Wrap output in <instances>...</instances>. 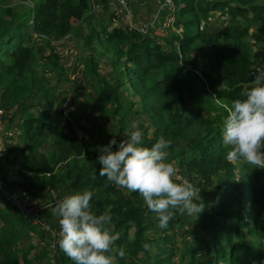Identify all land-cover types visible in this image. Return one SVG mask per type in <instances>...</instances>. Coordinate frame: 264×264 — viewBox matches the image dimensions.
<instances>
[{
    "label": "trees",
    "instance_id": "1",
    "mask_svg": "<svg viewBox=\"0 0 264 264\" xmlns=\"http://www.w3.org/2000/svg\"><path fill=\"white\" fill-rule=\"evenodd\" d=\"M25 1L0 0L1 117L30 90L42 91L45 101L37 113L28 112L30 108L24 106L17 123L24 142H11L0 155V182L7 189L13 188L32 198L44 190H56L59 193L53 191L54 196L62 198L83 190L92 191V211L99 215L110 210L109 230L120 236L108 253L116 257V264H169L175 255L173 234L178 233L176 228L183 223L182 214L176 212L168 227L162 229L157 214L142 204L139 193H123L122 188L106 184L107 177L100 175L99 155L87 163L72 162L86 153L87 141L77 136L79 127L70 117L64 116L54 123V140L48 154L38 156L35 152L45 140L44 130L52 122L49 101L54 94L47 84L48 76L64 70L51 41L68 32L74 34L85 22L90 26L86 45L98 40L119 68L115 83L102 81L101 99L115 100L120 85L127 84L139 96L154 124L144 146L150 147L160 137L171 141L166 150L168 162L173 160L180 166L189 183L199 189L201 199L194 202L205 206L197 219L199 228L206 232L202 239L208 264H264V169L248 165L242 159L228 162L225 159L228 148L219 128L224 120L221 112L227 116L225 105L220 103L231 105L242 99L245 86L252 83L254 66H259L260 61L264 65V0H175V25L180 33L158 28L142 33L112 22L116 0H37L25 6L27 17H17L16 8ZM95 3L98 9L94 8ZM217 11L225 15V20L216 23L210 19L216 17ZM28 37L32 42L35 37L46 41L48 53L37 57L35 45ZM194 50L199 52L193 53ZM83 62L84 74L86 65L91 68L95 60L90 55ZM25 89L28 90L24 92ZM206 106L219 112L205 114ZM67 162L70 169L60 174L59 165ZM6 167L20 179L5 177ZM210 196L218 202L213 203ZM1 200L0 196V204ZM3 204L0 264H52V258L56 264H74L59 250V224L44 216V220L37 222L56 228L57 235H52V243L48 239V247L43 246L29 256L33 244L20 247L19 239L38 231L35 222L9 202ZM246 217L251 219L250 224ZM156 228L158 233L154 231ZM150 230L152 234H147ZM40 232L41 237L48 235V231ZM121 247L125 251L123 258L118 255Z\"/></svg>",
    "mask_w": 264,
    "mask_h": 264
},
{
    "label": "clouds",
    "instance_id": "2",
    "mask_svg": "<svg viewBox=\"0 0 264 264\" xmlns=\"http://www.w3.org/2000/svg\"><path fill=\"white\" fill-rule=\"evenodd\" d=\"M164 13L157 14L162 18ZM218 14L221 13L217 11ZM224 18L222 14L219 20ZM175 28L172 29L180 33L178 26ZM242 96L225 106L227 116L221 133L228 148L225 159L230 163L242 159L248 165L264 169V65L254 66L252 83L245 86ZM140 123V118L132 122L135 130L127 139L118 142L114 137L100 148V175L107 177L106 184L139 193L146 207L157 214L158 226L162 229L168 227L176 212L199 216L205 208L204 203L194 202L197 197L201 199L199 189L187 181L177 182V169L167 160L166 150L171 141L160 137L150 147L144 146ZM93 195L90 190L76 192L51 208L50 214L57 219L60 229L58 247L74 264H116V257L108 253L120 236L109 230L110 210L99 215L92 211ZM118 255L125 256L123 247Z\"/></svg>",
    "mask_w": 264,
    "mask_h": 264
},
{
    "label": "rangeland",
    "instance_id": "3",
    "mask_svg": "<svg viewBox=\"0 0 264 264\" xmlns=\"http://www.w3.org/2000/svg\"><path fill=\"white\" fill-rule=\"evenodd\" d=\"M10 2H14V0H9ZM37 0H26L25 2L19 3L16 8V12L18 13L17 17L24 18L28 16V11L25 9V6H30L32 3ZM130 2L132 0H129ZM143 4L146 8L149 6L147 2L144 0H134V2H128V10L130 15L133 18H138L139 15L136 12L135 5H139V2ZM97 3L94 4V6ZM95 9L99 8V5L94 7ZM103 14V11H101ZM104 12H106L104 10ZM217 14V13H216ZM222 17V14L216 15L215 18L210 17L211 20L218 23L219 17ZM138 20H144L143 18H139ZM73 23H76V20H73ZM97 28L100 30L101 25L96 24ZM29 32V28H26ZM90 29L89 24L83 23L73 34L71 33V37L69 40L65 41V36H62L58 39H52V43L55 46L56 53L59 56L60 64L63 66L64 70L56 71V73L49 74V78L47 79V84L51 86V92L54 94V99L49 101L50 104V116L52 118V122L47 126L44 130L43 135L45 136V140H43V145L36 147V153L44 149L40 155L48 154L51 150V146L54 140L55 127L54 123L58 121L60 118L64 116L70 117L76 127H79L77 130V136L85 139L87 141L86 145V153L79 156L77 159H74L72 162L80 161L81 163L92 160L95 156L99 155V150L102 146L109 144V142L115 137L117 141L125 140L129 137L130 133L135 129L132 128V122L141 119L140 130L144 134V142L147 143L148 137L151 136L152 131L154 129V124L152 122L151 115L143 109V104L139 101V96L131 90V88L127 84H122L119 87L118 95L115 100L103 101L101 98L103 97V89L102 85L105 79L110 83H115L119 76V68L115 65L112 55L109 51H104L101 47L100 42L94 41L92 45H86V35ZM26 34H28L26 32ZM31 34V32H30ZM29 36V35H28ZM30 39V37H28ZM36 38V37H35ZM33 40L30 39L35 46V55L41 56L45 55L49 51L48 45H46V41H43L42 38H37ZM73 53L74 59L71 65H69V58H62L61 54L64 49ZM261 49V48H259ZM258 49V50H259ZM198 50H194L193 53H198ZM90 55L93 56L95 63L91 68L87 67L86 71L83 74V67L86 58ZM40 61H43L41 58ZM263 61L259 62V65H262ZM85 70V69H84ZM50 72V71H49ZM105 80V81H106ZM28 90L25 89L24 92ZM1 95V91H0ZM44 95L42 91H32L24 96L20 102H17L13 105V108L7 109L4 111L3 116L1 117V108H0V155H3L7 148L11 145L13 141L14 134H16L15 130L17 128V123L20 120V116L23 114L22 110L24 106L26 108H30L31 111L37 113L39 109L44 105ZM218 102V101H216ZM219 103V102H218ZM208 104V103H207ZM221 105H225V103H220ZM219 110L212 109L209 106L205 108V114L208 115H216ZM224 112H221V118L225 120L223 116ZM13 117L11 121H9V117ZM223 120V122H224ZM223 123L219 126L222 131ZM17 131V130H16ZM21 133V132H20ZM16 137L19 138L18 134ZM23 140V139H22ZM14 142V141H13ZM24 142V141H23ZM114 146V150H115ZM72 160V159H71ZM70 160L69 165L72 163ZM169 162L173 163V165L177 169L176 180L177 182H184L189 178L186 176L185 172L180 166H177L173 160ZM67 163H63L59 166V173L65 174L66 170H69L70 167ZM5 176L13 180L20 179L19 177L12 175L10 173V167H6L3 171ZM62 171V173H61ZM57 173V172H56ZM188 178V179H187ZM11 190H15L11 188ZM122 190V189H121ZM17 191V190H16ZM18 192V191H17ZM123 193H128L127 190L123 189ZM27 198H30L31 195H27L23 193ZM199 198V197H197ZM213 203H217L218 199L215 197H209ZM142 204L144 200L140 197ZM36 201V200H31ZM0 205H4L1 200ZM234 206V205H233ZM14 209V208H13ZM11 211H13L11 209ZM244 216H247L245 212H242ZM183 223L177 226L178 233L173 234V238L176 241V253L171 258L169 264H208V257L204 256L207 252L205 247L203 235H205V231L199 228V221L197 219V215H187L182 214ZM247 218V222L250 224L251 219ZM23 219V218H22ZM150 221V219H149ZM151 221H153L151 219ZM23 223L26 224L25 220ZM2 224V220L0 219V225ZM27 225V224H26ZM36 229L40 232L48 231L47 236H40L38 231H32L30 237H23L21 235L19 239V246L27 248L28 244H33V247L29 248L31 256L36 253L40 248L48 247L46 243H48V239L50 238V242H53L52 232L56 228H50L44 222H35ZM28 227L31 226L29 223ZM153 230L146 231L147 234H152ZM155 232H159V228L154 230ZM59 232V229L58 231ZM57 235V233H56ZM199 236H201L199 238ZM57 239V237H55ZM184 239H187L188 242H185ZM48 241V242H47ZM224 242V240H222ZM50 243V244H51ZM227 242H225L226 244ZM167 250L170 249L169 245L165 246ZM140 252L139 254H141ZM152 253V252H151Z\"/></svg>",
    "mask_w": 264,
    "mask_h": 264
},
{
    "label": "built area",
    "instance_id": "4",
    "mask_svg": "<svg viewBox=\"0 0 264 264\" xmlns=\"http://www.w3.org/2000/svg\"><path fill=\"white\" fill-rule=\"evenodd\" d=\"M116 1V9H114L116 15L112 16V22L116 24L126 25L129 29L138 30L142 33H151L154 31L155 28H159L161 30H168L172 28L176 29L175 4L173 0H157V11H164L165 13L162 18H160L157 14L158 12H156V14L148 20H137L130 15V12L128 10V2H130L129 0ZM64 36L65 41H67L69 40V37H71V33L68 32ZM64 57L69 58L68 63L69 65H71L74 59V52L71 53L65 48L61 54V59ZM78 129L79 128H76V130ZM1 148L2 147L0 146V149ZM0 196L3 202H9L10 204H12L18 212L27 217L29 220L37 222V220L43 219L42 214L44 210V203L39 198H27L25 195L20 192H17L16 190L12 191L11 189H7L2 182H0ZM53 199L55 204L63 198L54 196ZM54 233H56V231H53L52 235ZM50 261L52 262V264H56V261L53 258Z\"/></svg>",
    "mask_w": 264,
    "mask_h": 264
},
{
    "label": "crops",
    "instance_id": "5",
    "mask_svg": "<svg viewBox=\"0 0 264 264\" xmlns=\"http://www.w3.org/2000/svg\"><path fill=\"white\" fill-rule=\"evenodd\" d=\"M147 5L149 6L148 8H146L143 4L135 5V8H136L135 13H137L139 15V17L143 18L144 20L150 19L155 14V12H158V11H156L157 0H148ZM139 17L137 19H139ZM16 130H15V132H16V134H18L19 138L16 137V134H14L13 141H18L19 143H23L21 133H20L18 126H17ZM42 145H43V143H42ZM42 151H44V149H41V151L38 152V156L40 155V153ZM5 177H7L8 179H11L8 176H5ZM11 180H13V179H11ZM53 191H56V190H50V191L44 190L43 192H39V194H37V195L33 192H31V193H32V195L39 196V198L43 200V202H44V211H43L44 218L48 219L49 221L54 222L55 224H57L58 223L57 219L55 217L51 216V214H50L51 208L55 206L54 201H53L55 193ZM56 192L59 193L58 191H56ZM50 194H52V195H50Z\"/></svg>",
    "mask_w": 264,
    "mask_h": 264
},
{
    "label": "water",
    "instance_id": "6",
    "mask_svg": "<svg viewBox=\"0 0 264 264\" xmlns=\"http://www.w3.org/2000/svg\"><path fill=\"white\" fill-rule=\"evenodd\" d=\"M60 230V229H59Z\"/></svg>",
    "mask_w": 264,
    "mask_h": 264
}]
</instances>
